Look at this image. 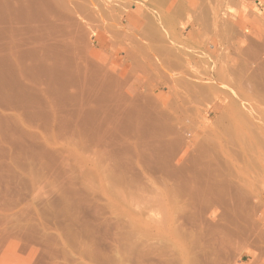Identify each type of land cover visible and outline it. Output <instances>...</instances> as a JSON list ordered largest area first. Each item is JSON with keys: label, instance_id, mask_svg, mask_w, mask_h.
<instances>
[{"label": "rangeland", "instance_id": "obj_1", "mask_svg": "<svg viewBox=\"0 0 264 264\" xmlns=\"http://www.w3.org/2000/svg\"><path fill=\"white\" fill-rule=\"evenodd\" d=\"M228 1L0 0V246L18 263L182 264V246L264 264V0Z\"/></svg>", "mask_w": 264, "mask_h": 264}, {"label": "bare ground", "instance_id": "obj_2", "mask_svg": "<svg viewBox=\"0 0 264 264\" xmlns=\"http://www.w3.org/2000/svg\"><path fill=\"white\" fill-rule=\"evenodd\" d=\"M148 1H150V0H148ZM152 1H153V0H151V2H152ZM162 1H163V0H162ZM198 1H199V0H198ZM203 1H205V0H203ZM222 1H223V0H221V2H222ZM227 1H228V0H227ZM229 1H230V0H229ZM229 1H228V2H229ZM253 1H254V0H253ZM151 2H150V3H151ZM167 2H168V1H167ZM169 2H170V1H169ZM169 2H168V4L170 5ZM175 2H176V0H175ZM175 2H174V3H175ZM185 2H187V1H185ZM185 2H184V3H185ZM201 2H202V1H201ZM219 2H220V0H219ZM246 2H247V1H246ZM148 3H149V2H148ZM165 3H166V2H165ZM174 3H171V5H174ZM179 3H180V2H179ZM198 3H199V2H198ZM216 3H217V1H216ZM225 3H227V2H225ZM168 4L166 3V5H167L166 8H168V6H169ZM200 4H201V3H200ZM160 5H161V4H160ZM187 5H189V4H187ZM206 5H207V4H206ZM206 5H204V6H206ZM214 5H216V4H214ZM217 5H218V4H217ZM221 5H222V4H221ZM221 5H220V6H221ZM152 6H153V5H152ZM175 6H177V5H174L173 7H174V8H177V7H175ZM184 6H185V5H184ZM218 6H219V5H218ZM220 6H219V7H220ZM234 6H235V5H234ZM148 7H151V6L148 5ZM157 7L160 8V6H157ZM157 7H154V8H157ZM162 7H163V6H162ZM162 7H161V8H162ZM180 7H182V5H181ZM188 7L190 8V6H188ZM188 7H187V8H188ZM191 7H192V6H191ZM201 7H203V6H201ZM215 7H216V6H215ZM221 7H222V6H221ZM152 8H153V7H152ZM163 8H164V7H163ZM170 8H171V7H170ZM189 8H188V9H189ZM212 8H213V7H212ZM149 9H150V8H149ZM168 9H169V8H168ZM182 9H183V8H182ZM188 9H187V10H188ZM215 9H216V8H215ZM156 10H157V9H156ZM169 10H170V9H169ZM174 10H175V12L177 11V9H174ZM174 10H173V11H174ZM187 10H186V11H187ZM207 10H208V9H207ZM210 10H211V9H210ZM210 10H209V11H210ZM157 11H160V9L157 10ZM163 11H164V10H163ZM163 11H162V12H163ZM166 11H168V10H166ZM170 11H171V10H170ZM170 11H168V12H170ZM173 11H172V12H173ZM180 11H181V10H180ZM204 11H205V10H204ZM209 11H208V12H209ZM160 12H161V11H160ZM168 12H167V13H168ZM178 12H179V11H178ZM213 12H214V13H215V12L217 13V9H216V11H213ZM151 13H153V16H154V14H156V13L154 12V9H153V12H151ZM179 13H180V12H179ZM216 13H215V15H218V13H217V14H216ZM162 14H164V13H162ZM162 14H160V15H162ZM172 14H173V13H172ZM172 14H169V15H168L169 18H168V16L166 17V18H168V19H167L168 21L165 20V17H164L165 14H164L163 18H164L165 21H164V20H163V21H164V24H165V22H167V26L165 25L167 28H166V27H163V28L161 27V28H162L161 30H164V29L167 30V29H168V33H169V36L171 37V39H172V40H173V39H175V40L178 39V40H179V39L181 38L182 32H181V30L176 29V28H177V27L179 28V26H180L179 23H178V18L180 17V15H178L177 13H176V14H173V15H172ZM186 14H187V13H186ZM186 14H185V15H186ZM200 14H202V13H200ZM210 14H212V12H211ZM150 15H151V14H150ZM157 15H158V12H157ZM160 15H159V16H160ZM170 15H172V16L170 17ZM203 15H204V13H203ZM150 17H152V16H150ZM155 17H156V16H155ZM181 17H182V16H181ZM183 17H184V16H183ZM206 17H207V16H206ZM209 17H210V16H209ZM216 17H217V16H216ZM246 17H247V16H245V18H246ZM161 18H162V16H161L159 19H157V18H156V19H155V18H154V19L152 18V19H153V20H159V21H160ZM163 18H162V19H163ZM210 18H211V17H210ZM195 19H196V20H194V21H193V20H189L190 23L194 24V26H193V27H194V30L191 32V35H190V36H193V37L197 35V31H198V29L196 28V25H197V24H195V22H197V20H199L200 17H199V19H197V18H195ZM212 19H216V18H211V21L213 22ZM204 20H205V19H204ZM217 20H218V19H217ZM219 20H220V19H219ZM219 20H218V22H219ZM163 21L161 20L160 22L163 24ZM156 22H158V21H156ZM156 22H155V24H157ZM209 22H210V20H209ZM209 22H208V23H209ZM151 23H152V22H151ZM161 23H159V24H161ZM220 23H221V22H220ZM177 24H178V25H177ZM202 24L204 25L205 22L202 23ZM212 24H213V23H212ZM214 24L216 25V22H215ZM210 25H211V24H210ZM210 25L206 26L207 29H205V31L208 30V28H210ZM218 25H219V24H217V26H218ZM152 26H154V29H153V30H155V29H156V27H155L156 25H153V24H152ZM157 26H158V25H157ZM160 26H161V25H159V29H160ZM201 27H202V26H201V24H200V28H201ZM211 27H214V26H211ZM215 27H216V26H215ZM220 27H221V26H220ZM221 28H222V27H221ZM183 29H184V28H183ZM202 29L204 30V28H202ZM202 29H201V30H202ZM212 29H214V28H212ZM212 29H211L210 32H212ZM216 29H217V28H216ZM156 30H157V29H156ZM156 30H155V31H156ZM161 30H159V32H160ZM217 30H218V29H217ZM155 31H154V32H155ZM205 31H203V32H205ZM159 32H158V34H155V35H159V36H161V35L159 34ZM160 33H161V32H160ZM229 33H230V32H229ZM237 33H238V30H237ZM161 34H163V35L165 36V33H161ZM205 34H206V33H205ZM205 34H204V36H205ZM208 34H210V33H207V35H208ZM211 34H212V33H211ZM218 34H219V33H218ZM238 34H239V33H238ZM238 34H236V35H238ZM163 35H162V36H163ZM242 35H243V34H242ZM166 36H167V35H166ZM169 36H168V39H169ZM244 36H245V35H244ZM201 37H202V35H201ZM232 37H234V36H232ZM240 37H241V36H240ZM203 38H204V37H203ZM201 39H202V38H201ZM205 39H206V38H205ZM182 40H183V39H182ZM182 40H180V41L182 42ZM186 40H187V39H186ZM188 40H189V39H188ZM188 40H187V42L189 43ZM173 41H174V40H173ZM194 41H195V40H194ZM240 41H241V40H240ZM183 42L186 43V41H183ZM192 42H193V41H192ZM185 43H184V44H185ZM241 43H242V42H241ZM244 43H245V42H244ZM182 44H183V43H182ZM198 44H199V43H198ZM186 45H187V44H186ZM199 45H200V44H199ZM204 45H205V44H204ZM249 45L251 46V44H249ZM197 46H198V45H197ZM247 46H248V45H247ZM178 47H180V46H178ZM199 47H200V46H199ZM201 47H202V46H201ZM201 47H200V48H201ZM251 47H252V46H251ZM245 48H246V46H245ZM245 48H244L243 50H245ZM247 48H249V47H247ZM240 49H241V48H240ZM202 50H203V47H202ZM202 50H201V51H202ZM241 51H242V50H241ZM246 51H247V50H245L244 52H246ZM203 52H204V51H203ZM242 52H243V51H242ZM244 52H243V53H244ZM257 52H258V50H257ZM219 53H220V52H219ZM239 53H240V52H239ZM249 53H250V51H249ZM202 54H203V53H202ZM257 54H258V53H257ZM204 55H206V54L204 53ZM221 55H222V54H221ZM248 55H249V54H248ZM255 55H256V54H255ZM259 55H260V54H259ZM208 56H209V55H208ZM218 56H219V55H218ZM218 56H217V57H218ZM225 56H226V54H225ZM217 57H216V58H217ZM220 57H221V56H220ZM223 57H224V56H223ZM227 57H229V55H228ZM227 57H226V58H227ZM244 57H245V56H244ZM248 57H249V56H248ZM254 57H256V56H254ZM204 58H205V57H204ZM218 58H219V57H218ZM221 58H222V57H221ZM221 58H220V59H221ZM260 58H261V57H260ZM224 59H225V58H224ZM240 59H241V58H240ZM247 59H248V58H247ZM247 59H246V60H247ZM249 59H250V58H249ZM262 59H263V58H262ZM209 60H210V59H209ZM209 60H208V61H209ZM213 60H215V59H213ZM228 60H229V58H228ZM256 60H257V57H256ZM217 61H218V59L216 60V62H217ZM229 61H230V60H229ZM234 61H235V59H234ZM243 61H245V60H243ZM221 62H222V60H221ZM221 62H218V63L221 64ZM236 62H237V61H236ZM255 62H257V61H255ZM214 63H215V62H214ZM226 63H227V62H226ZM234 63H235V62H234ZM258 63H261V65H263V64H262V60H261V62L258 61ZM210 64H211V63H210ZM220 64H219V65H220ZM223 64H224V63H223ZM244 64H246V63H244ZM247 64H248V63H247ZM256 64H257V63H256ZM219 65H218V66H219ZM251 65H252V64H251ZM211 66H212V64H211ZM221 66H222V67H221V73H220V75H219V79H217V80H221L222 82H223V81H227V74H226V70H225L227 67H224L225 64H224V65H221ZM258 66H259V65H257V67H258ZM215 67H216V66H214V68H215ZM242 67H243V66H242ZM211 68H212V67H211ZM217 68H218V69H216V70L214 69V70L218 72L220 69H219V67H217ZM237 68H238V67H237ZM240 68H241V67H240ZM245 68H247V67H245ZM253 68H254V67H253ZM255 68H256V67H255ZM261 68H262V66H261ZM227 69L229 70V66H228ZM230 69H231V68H230ZM235 69H236V65H235L234 70H235ZM249 69H251V68H250V65L248 66L247 70L249 71ZM258 69H259V68H258ZM258 69H255V70H258ZM262 69H263V68H262ZM209 70H212V69H208L207 71H209ZM234 70H233V71H234ZM236 70H237V69H236ZM241 70H243V69H241ZM259 70H260V69H259ZM204 71H205V70H204ZM207 71H206V74L208 75ZM237 71H238V70H237ZM251 71H252V69H251ZM253 71H254V70H253ZM263 71H264V70H263ZM231 72H232V71H231ZM242 72H243V71H242ZM246 72H247V71H246ZM257 72H258V71H257ZM260 72H261V71H260ZM213 73H215V72H213ZM238 73H239V71H238ZM250 73H252V72H250ZM253 73L255 74V72H253ZM258 73H259V72H258ZM263 73H264V72H262V74H263ZM204 74H205V72H204ZM206 74H205V75H206ZM211 74H212V73H211ZM216 74H217V73H216ZM216 74H215V75H216ZM231 74H232V73H231ZM235 74H237V73L235 72ZM243 74H244V73H243ZM207 75H206V76H207ZM228 75H230V74H229V71H228ZM233 75H234V74H233ZM252 75H253V74H252ZM252 75H250V76H252ZM203 76H204V75H203ZM234 76H235V75H234ZM244 76H245V75H244ZM248 76H249V75H248ZM258 76H259V77H258V79H259V78H260V74H259ZM263 76H264V74H263ZM217 77H218V75H217ZM230 77H231V75H230ZM236 77H237V75H236ZM236 77H235V79H236ZM241 77H242V75H241ZM256 77H257V76L255 75V78H256ZM244 78H245V77H244ZM246 78H247V77H246ZM251 78H252V77H251ZM206 79H207V78H206ZM206 79H205V80H206ZM210 79H211V78H210ZM210 79H207L208 81L206 80V82H207L206 86H207L208 84H209L210 86H212V85H213V86H214V85L217 86V85L219 84V83H218V84H217V83L215 84L214 82H213V84H212V80H210ZM241 79H242V78H241ZM261 79H262V78H261ZM263 79H264V78H263ZM198 80H201V82L199 81V83H202V82L204 81V78L202 77V75H201V77H200ZM217 80H216V81H217ZM244 80H245V79H244ZM246 80H247V79H246ZM231 81H232V80H231ZM253 81H254V79H253ZM260 81H261V80H260ZM260 81H259V82H260ZM206 82L204 81V83H206ZM229 82H230V81H229ZM229 82H227V83H229ZM232 82H233V81H232ZM232 82H231V83H232ZM204 83L202 84V85H203V88H205ZM235 83H236V82H235ZM220 84H221V83H220ZM222 84H224V83H222ZM233 84H234V83H233ZM250 84H251V83H250ZM256 84H257V83H255V85H256ZM200 85H201V84H200ZM209 85L207 86L208 88H210ZM224 85H226V83H225ZM247 85H248V84H247ZM215 86H214V87H215ZM222 86H223V85H222ZM222 86L220 87V89H222V90H223V89H226V88L229 87V86H228V87L225 88V87L223 86L224 88H222ZM256 86H257V85H256ZM256 86H255V87H256ZM260 86H262V85L260 84ZM260 86H257V87L260 88ZM263 86H264V85H263ZM230 87H231V86H230ZM245 87H246V86H245ZM212 88H213V87H211L210 89L212 90ZM216 88H218V87H216ZM248 88H249V86H248ZM259 88H258V89H259ZM210 89H209V90H210ZM233 89H234V88H233ZM251 89H253V88H251ZM262 89H263V88H262ZM206 90H207V89H206ZM209 90H208V92H211V91H209ZM231 90H232V89H231ZM236 90H237V93H238V97H240L239 94H241L242 92L245 91V90H244V91H242L241 93H239L238 88H237ZM253 90H254V89H253ZM232 91H233V90H232ZM255 91H256V92H259L257 89H255ZM212 92H213V90H212ZM225 92H227V91H226V90H225V91L223 90L222 94L225 96V98H227L226 95L229 96L228 92L230 93V91L228 90L227 93H225ZM233 92H234V91H233ZM249 92H250V91H249ZM261 92H262V90H261ZM213 93H215V92H213ZM244 93H245V92H244ZM251 93H252V92H251ZM263 93H264V91H263ZM263 93H262V94H263ZM216 94H217V92H216ZM233 94H234V93H233ZM233 94H231L230 98H233V97H232ZM253 94H254V93H253ZM253 94H252V95H253ZM259 94H260V93H259ZM259 94H258V95H259ZM262 94H261V95H262ZM234 95L237 96L236 93H235ZM234 95H233V96H234ZM241 95H242V94H241ZM243 95H244V94H243ZM247 96H248V95H245V97H244V96H242V97H244V98H248ZM242 97H241V98H242ZM230 98H229V99H230ZM235 98H236V97H235ZM235 98H234L233 102H235ZM263 99H264V98H263ZM239 100H240V99H239ZM240 102H241V101H240ZM242 102H243V101H242ZM237 105H238V103H237ZM258 109H259V108H258ZM258 109H256V110H257V111H256V114H257V115H258V111H259ZM260 110H261V112H262L263 109H260ZM252 112H254V111H252ZM221 113H222V112H221ZM221 113H220V114H221ZM223 114H224V113H223ZM223 114H222V115H223ZM256 114H255V115H256ZM259 114H260V111H259ZM261 114H263V112H262ZM261 114H260V115H261ZM223 117H224V116H223ZM256 117H257V116H256ZM260 117H261L260 120H261L262 122H264V114L261 115ZM257 118H258V117H257ZM222 119H223V118H222ZM262 119H263V120H262ZM220 120H221V118H220ZM260 120L257 119L256 121L259 122ZM261 121H260V122H261ZM260 122H259V123H260ZM261 124H263V126L260 125V127H261V131H260V132H262V134H264V123H261ZM219 140H221V139H219ZM221 141H222V140H221ZM218 142H219V141H218ZM219 143H220L219 146H220V148H221V146H222L223 144H222L221 142H219ZM220 148H219V149H220ZM223 148H224V147L222 146V150H224ZM220 152H221V149H220ZM221 155H223V153H222ZM224 155H225V150H224ZM218 157L220 158V155L217 156V158H218ZM218 162H219V161H218ZM220 162H221V161H220ZM222 163H223V162H222ZM222 163H220V164H222ZM223 165H224V164H223ZM218 166H221V165H219V163H218ZM221 167L223 168V166H221ZM221 167H220V169H222ZM102 185H104V184H102ZM114 185H115V184H114ZM115 186H116V185H115ZM111 188H112V187H111ZM116 191H117V190H116ZM115 194H116V193H115ZM117 194H118V193H117ZM213 216H214V215H213ZM214 217H215V216H214ZM214 217H213V218H214ZM174 220H175V219H174ZM173 230H174V229H173ZM176 231H177V229H176ZM179 231H181V230H179ZM181 232H182V231H181ZM184 232H185V231H184ZM204 232H205V230H204ZM175 233H176V232H175ZM185 233H186V232H185ZM200 233H201V232H200ZM202 233H203V232H202ZM177 234H178V233H177ZM177 234H176V235H177ZM180 234H182V233H180ZM198 234H199V233H198ZM182 235H184V234H182ZM185 235H186V234H185ZM187 235H188V234H187ZM194 236H195V235H194ZM202 236H203V234H202ZM179 238H180V237H179ZM182 238H183V236H182ZM194 238H195V237H194ZM199 238H200V236H199ZM190 239H191V237H190ZM189 241H190V240H189ZM189 241H187V242H189ZM197 241L200 242V240H197ZM187 242H186V244H188ZM199 242H198V244H199ZM193 243H196V242L193 241ZM184 244H185V243H184ZM4 245H5V244H3V245L0 246V264H20V263H18V261H20V260L17 259V258L15 257V256H16V255H15L16 252H15V253H14V251L12 252V249H13V248H12V245H13V243H9L8 246H7V245L4 246ZM174 245H175V244H174ZM170 246H171V245H170ZM175 246H177V245H175ZM186 246H187V245H186ZM186 246H185V247H186ZM192 246H193V245H192ZM197 246H199V245H197ZM187 247H188V250H189L190 247H191L190 244H188ZM177 248L180 250V258H181L182 264H191V261H192L191 258H193V253H192V257H190V256H191L190 252H189V254H190V256H189V254L187 253V251H186L182 246H179V247H177ZM191 248H192V247H191ZM195 248H197V247H195ZM173 249H174V248H173ZM171 250H172V249H171ZM174 251H175V250H174ZM190 251L192 252L193 250H190ZM155 252H156V251H155ZM155 252H154V253H155ZM163 252H164V255H165V251H163ZM160 253H161V252H160ZM171 253H173V251H171ZM175 253H176V252H175ZM12 254H14V255H12ZM200 254H201V253H200ZM200 254H198V255H200ZM11 255H12V256H11ZM156 255H157V254H156ZM160 255H161V254H160ZM172 255H174V253H173ZM172 255H171V256H172ZM10 256H11V257H15V258H12V259H11ZM167 257H168V256H167ZM159 258H160V257H159ZM168 258H169V257H168ZM171 258H172V257H171ZM195 258H196V257H195ZM199 258H200V257H198V259H199ZM156 259H157V258H156ZM161 259H162V258H161ZM190 259H191V260H190ZM17 260H18V261H17ZM170 260H171V259H169L168 261H170ZM178 260H179V259H178ZM15 261H17V262H15ZM158 261H160V260H158ZM161 261H163V260H161ZM168 261H167V262H168ZM175 261H176V260H175ZM194 261H195V260L192 261V264H194V263H193ZM197 261H198V260H197ZM197 261H196V262H197ZM163 262H165V261H163ZM170 262H171V261H170ZM178 263H179V262H178ZM85 264H86V263H85ZM89 264H91V263L89 262ZM161 264H162V263H161ZM164 264H166V262H165ZM167 264H168V263H167ZM195 264H196V263H195ZM201 264H202V263H201ZM203 264H204V263H203ZM216 264H217V263H216Z\"/></svg>", "mask_w": 264, "mask_h": 264}]
</instances>
